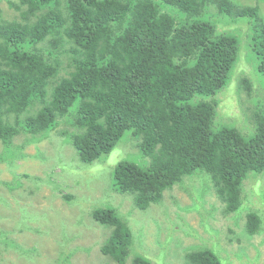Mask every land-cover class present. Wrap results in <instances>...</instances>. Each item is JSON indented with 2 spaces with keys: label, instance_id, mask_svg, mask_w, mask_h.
Masks as SVG:
<instances>
[{
  "label": "trees",
  "instance_id": "1",
  "mask_svg": "<svg viewBox=\"0 0 264 264\" xmlns=\"http://www.w3.org/2000/svg\"><path fill=\"white\" fill-rule=\"evenodd\" d=\"M10 7L20 19L0 17V164L25 158L18 137L39 142L62 124L60 134L87 164L131 133L149 165L119 161L112 183L132 194L138 209L161 202L197 170L210 174L227 213L245 204V179L264 172V96L253 100L257 85L250 79L232 85L238 37L204 16L217 10L252 21L253 51L264 79V24L257 7L231 0H17ZM224 89L222 95L232 96L246 90L256 125L250 137L216 123ZM92 217L110 229L102 254L126 264L133 247L127 223L111 208ZM261 228L260 213L249 212L248 234ZM5 241L10 239L1 232ZM159 256L150 261L135 255L132 264H163ZM186 260L221 264L214 251L198 247Z\"/></svg>",
  "mask_w": 264,
  "mask_h": 264
},
{
  "label": "rangeland",
  "instance_id": "2",
  "mask_svg": "<svg viewBox=\"0 0 264 264\" xmlns=\"http://www.w3.org/2000/svg\"><path fill=\"white\" fill-rule=\"evenodd\" d=\"M12 1L17 0H0L2 20L20 19V13L10 7ZM231 1L257 7L264 24V0ZM210 10L204 18L217 28L227 25L224 33L239 40L232 85L250 79L257 85L252 88L253 100H262L264 79L253 51L252 21ZM225 90L218 95L216 123L250 137L256 125L246 107L251 102L246 90H241L245 102L239 92L222 95ZM65 128L62 124L39 142L29 143L26 135L18 137L15 144L22 146L25 158L0 164V233L10 239L0 242V264H116L101 252L110 229L92 217L95 210L105 208L117 211L132 232V254L126 264H132L135 255L151 261L161 252L163 264H187L186 255L195 247L214 251L221 264H264V172L247 176L243 183L247 201L235 213L226 212L210 174L203 170L185 176L164 193L161 202L140 210L132 194L121 193L112 183L119 161L149 165L150 158L138 146L140 139L127 133L110 154L87 164L60 134ZM2 148L0 143V152ZM251 211L259 212L262 219L261 231L253 236L246 230V215ZM18 245L32 254L17 251Z\"/></svg>",
  "mask_w": 264,
  "mask_h": 264
},
{
  "label": "clouds",
  "instance_id": "3",
  "mask_svg": "<svg viewBox=\"0 0 264 264\" xmlns=\"http://www.w3.org/2000/svg\"><path fill=\"white\" fill-rule=\"evenodd\" d=\"M262 229V228H261ZM108 258V257H107Z\"/></svg>",
  "mask_w": 264,
  "mask_h": 264
}]
</instances>
